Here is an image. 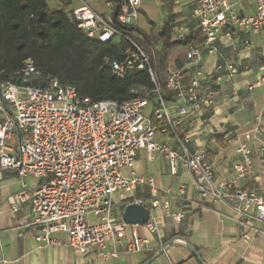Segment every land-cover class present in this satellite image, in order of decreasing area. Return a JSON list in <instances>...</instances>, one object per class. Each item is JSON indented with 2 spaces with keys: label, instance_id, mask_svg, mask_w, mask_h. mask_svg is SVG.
Here are the masks:
<instances>
[{
  "label": "built area",
  "instance_id": "1",
  "mask_svg": "<svg viewBox=\"0 0 264 264\" xmlns=\"http://www.w3.org/2000/svg\"><path fill=\"white\" fill-rule=\"evenodd\" d=\"M73 10L79 28L91 39L101 43L126 39L137 53L125 62L106 61V66L119 78L132 69L149 68V58L132 41L136 35L129 28L139 19L143 0H124L117 21L101 16L86 0H75ZM245 0H199L196 10L198 26L204 42L191 43L186 65L170 71L167 88L172 99L167 101L156 87L152 101L135 98L128 101H100L81 97L76 88L63 86L51 79L45 87H33L32 78L38 73L31 61L25 64L21 83L0 85V174L14 172L20 187L12 204L16 214L30 203L32 218L26 224L39 230L36 241L40 247H60L67 244L75 253H89L101 261L123 255L151 251V243L140 230L159 234L158 211L167 213L170 204L159 199L148 208L135 198V191L145 183L135 174L136 158L146 151L150 159L163 155L173 174L181 165L190 173L193 185L203 198L226 204L239 218L264 225V192L243 190L239 180L253 173L251 149L243 145L237 153L243 163L234 167L230 180H216L213 165L205 149L191 150L185 132L186 121L203 108L214 104V88L203 87L202 62L214 54L215 43L224 28H239L258 33L264 30V0H252L255 12L242 16L238 7ZM192 30L174 33L175 40L184 39ZM221 67H218V69ZM230 75L237 69L226 66ZM218 77L216 81H220ZM264 80L253 84L257 88ZM158 135L168 137L157 140ZM264 128L260 121L245 133L248 140L257 141L264 152ZM16 144V146H15ZM128 172L129 174L127 175ZM38 181L30 191L26 179ZM153 193L157 187L151 181ZM123 192L124 210L128 205L145 206L150 212L148 222L129 225L116 217V195ZM184 194V190H181ZM180 223L184 213L172 215ZM168 246L162 245L166 254Z\"/></svg>",
  "mask_w": 264,
  "mask_h": 264
},
{
  "label": "crops",
  "instance_id": "2",
  "mask_svg": "<svg viewBox=\"0 0 264 264\" xmlns=\"http://www.w3.org/2000/svg\"><path fill=\"white\" fill-rule=\"evenodd\" d=\"M68 0H48L52 11H73L78 7L75 0L66 7ZM124 0H86L87 4L101 16H112L118 2ZM199 0H143L139 8V19L134 22L138 36L156 35L164 20L174 15L173 35L186 29H196V10ZM242 16L252 15L255 5L245 0L239 7ZM215 53L206 55L202 62L203 87L214 88V104L203 108L186 121L185 132L189 136L191 150L205 149L213 165L216 180H230L235 176L234 167L244 162L237 151L247 145L251 149L250 159L253 173L239 180L243 190L264 192V152L255 140H248L246 132L253 130L260 121L264 128V30L254 33L239 28H224L215 43ZM237 69L230 75L226 66ZM218 67H221L218 69ZM220 77V81L216 79ZM264 140V135L262 136ZM164 142L167 136L158 135ZM134 172L145 183L135 191V198L144 201L150 208L153 200H166L169 213L158 211L159 234L141 229V236L151 243V251L141 254L123 255L117 259L101 261L93 254L81 256L67 244L60 247H40L36 241L39 230L27 227L32 218L30 203H25L14 214L12 204L20 187L14 172L0 174V264H200L188 245L195 248L205 264H264V225L256 221H245L224 203L203 198L193 185L188 170L178 166L176 174L170 169L167 158L157 155L153 160L146 151L136 158ZM127 175L129 174L126 172ZM29 180V182H27ZM151 181L157 187L153 193ZM30 191L38 184L33 178L26 179ZM184 194H181V190ZM123 205L122 196L119 201ZM117 200V206H118ZM184 213L180 223L172 215ZM123 215V213H122ZM162 245L168 246L167 253Z\"/></svg>",
  "mask_w": 264,
  "mask_h": 264
},
{
  "label": "trees",
  "instance_id": "3",
  "mask_svg": "<svg viewBox=\"0 0 264 264\" xmlns=\"http://www.w3.org/2000/svg\"><path fill=\"white\" fill-rule=\"evenodd\" d=\"M113 13L116 24L121 3ZM71 1H65L68 7ZM177 17L168 16L156 35L138 36L131 41L149 58L155 80L146 66L135 68L119 78L106 61L125 62L137 53L126 40L101 43L91 39L79 28L73 11H52L48 0H0V85L21 83L25 64L31 61L38 73L32 78L33 87H45L56 79L63 86L75 87L81 97L100 101H128L135 98L154 100L156 87L167 101L172 94L167 88L170 71L184 68L191 43L200 45L204 38L193 29L184 39L173 38Z\"/></svg>",
  "mask_w": 264,
  "mask_h": 264
},
{
  "label": "water",
  "instance_id": "4",
  "mask_svg": "<svg viewBox=\"0 0 264 264\" xmlns=\"http://www.w3.org/2000/svg\"><path fill=\"white\" fill-rule=\"evenodd\" d=\"M122 218H123L124 222L129 224V225H141V226H143L148 222V220L150 218V212L143 205L131 204L125 208L123 215H122ZM188 247L191 250V252L193 253V255L198 259L200 264H205L203 262V260L200 258L199 254L197 253L195 248H193L190 245H188ZM157 258L158 257L151 259L146 264H151Z\"/></svg>",
  "mask_w": 264,
  "mask_h": 264
},
{
  "label": "rangeland",
  "instance_id": "5",
  "mask_svg": "<svg viewBox=\"0 0 264 264\" xmlns=\"http://www.w3.org/2000/svg\"><path fill=\"white\" fill-rule=\"evenodd\" d=\"M16 146V144H15ZM27 182H29V180H27ZM125 194L123 192H119L116 195V198L118 200V202L121 200V196H124ZM122 213H123V205L121 202L118 203V206H116V217L117 218H121L122 217Z\"/></svg>",
  "mask_w": 264,
  "mask_h": 264
}]
</instances>
